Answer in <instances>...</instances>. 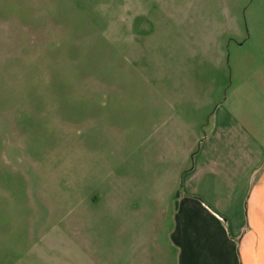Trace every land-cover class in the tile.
<instances>
[{
  "label": "rangeland",
  "instance_id": "rangeland-1",
  "mask_svg": "<svg viewBox=\"0 0 264 264\" xmlns=\"http://www.w3.org/2000/svg\"><path fill=\"white\" fill-rule=\"evenodd\" d=\"M211 37L224 39L212 55L224 52L227 85L235 53L238 64L247 58L251 64L248 75L242 66V76H261L256 71L264 67V0H0V176L8 174L3 159L26 153L49 159L57 169L59 159L68 167L63 159L71 161L78 152L91 162L104 153V143H119L122 132L134 146L141 144L152 135L145 129L137 134L146 98L188 93V52L206 47ZM220 79L210 74V92ZM142 147L148 177L151 140ZM181 174L180 199L188 195ZM149 192L143 207L129 206L107 233L127 245L125 264H184L169 247L175 217L179 222L173 191L162 190L158 204ZM207 232H213L219 253H229L217 227L188 211L187 264H227L212 262L208 250L206 255ZM228 234L235 238L232 229ZM240 260L264 264L247 255Z\"/></svg>",
  "mask_w": 264,
  "mask_h": 264
},
{
  "label": "crops",
  "instance_id": "crops-1",
  "mask_svg": "<svg viewBox=\"0 0 264 264\" xmlns=\"http://www.w3.org/2000/svg\"><path fill=\"white\" fill-rule=\"evenodd\" d=\"M222 43L209 39L206 47L188 52V93L146 98L137 134L145 129L152 135L141 144L134 146L122 132L119 143H104V153L91 162L78 152L74 165L65 158L70 163L64 167L59 159L57 169L49 159L28 153L3 159L8 174L0 176V264H125L127 245L107 231L117 227L115 219L123 220L129 206L145 205L146 190L158 204L166 187L179 215L169 247L182 263L192 256L188 211L217 227L223 243L226 238L227 255L207 232L204 250L212 262L239 264L244 255L264 262V67L256 71L261 76H247L248 58L238 64L235 53L227 85L221 74L224 52L212 55ZM210 74L221 77L212 92ZM146 140L154 149L147 152L148 177ZM179 174L183 191L188 189L181 199Z\"/></svg>",
  "mask_w": 264,
  "mask_h": 264
}]
</instances>
